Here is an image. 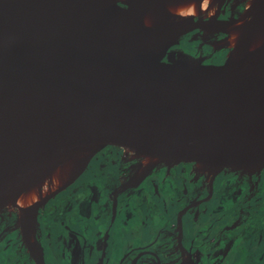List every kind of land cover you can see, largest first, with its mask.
Segmentation results:
<instances>
[{"label":"water","instance_id":"1","mask_svg":"<svg viewBox=\"0 0 264 264\" xmlns=\"http://www.w3.org/2000/svg\"><path fill=\"white\" fill-rule=\"evenodd\" d=\"M154 1L0 0V202L18 203L19 188L49 163L81 159L78 173L23 219L34 220L100 152L194 181L264 180V114L228 105L237 95L257 99L258 85L247 82L264 47L232 65L164 61L172 36L219 25L226 0L204 22L142 26ZM249 59L252 71L235 74Z\"/></svg>","mask_w":264,"mask_h":264},{"label":"flooded vegetation","instance_id":"2","mask_svg":"<svg viewBox=\"0 0 264 264\" xmlns=\"http://www.w3.org/2000/svg\"><path fill=\"white\" fill-rule=\"evenodd\" d=\"M249 1L226 0L217 23L252 16ZM228 36L218 31L214 39ZM178 40L164 61L229 62L227 49L214 48L203 29ZM142 171L126 158L95 154L72 184L38 206L32 236L24 234L19 207L3 208L0 264H264V210L255 225L250 214V205L264 202V180L194 181L178 172ZM214 227L220 229L210 235Z\"/></svg>","mask_w":264,"mask_h":264},{"label":"bare ground","instance_id":"3","mask_svg":"<svg viewBox=\"0 0 264 264\" xmlns=\"http://www.w3.org/2000/svg\"><path fill=\"white\" fill-rule=\"evenodd\" d=\"M123 3H139L143 0H118ZM217 0H155L150 9L145 13L140 23L142 26L156 27L164 25L166 23L184 21L190 17H194L199 22L207 21L211 17H201L202 12L206 9L216 5ZM251 10L254 12L252 16L247 18L233 17L226 23L215 25L214 27L208 28L210 33H222L233 36V44L230 50H228L229 64L239 63V60L244 54L255 52L264 47V0H251ZM259 16L255 22L251 25H239V22L247 21L251 17ZM252 19V18H251ZM124 29L135 30V26L129 20V23L124 25ZM189 32H182L181 35ZM180 35V36H181ZM179 37L172 36V46L179 43ZM215 38V36H214ZM212 45L217 48L224 47L226 44L225 40H212ZM171 46V47H172ZM229 48V47H228ZM169 50V49H168ZM168 52V51H167ZM166 58V56H165ZM164 58V59H165ZM253 60L249 59L245 64L235 70L237 73H247L253 69ZM249 86L258 85L257 88V99L251 98L246 95H237L228 101L229 107L245 111V112H262L264 114V61L257 75L250 81L247 82ZM81 159L76 157H68L49 163L43 170L39 172V177L33 179L28 184L26 183L23 187H20L17 195L15 196L18 203L13 200V196L4 198L0 202V207H8L12 204H21V213L27 212L29 207L37 203L41 198L52 193L58 188L63 187L69 180H71L80 169ZM38 214V213H37ZM25 226V236H32L29 230V224H33L35 221L31 219H23ZM34 225V224H33ZM29 241V240H28ZM34 249V248H33Z\"/></svg>","mask_w":264,"mask_h":264},{"label":"rangeland","instance_id":"4","mask_svg":"<svg viewBox=\"0 0 264 264\" xmlns=\"http://www.w3.org/2000/svg\"><path fill=\"white\" fill-rule=\"evenodd\" d=\"M250 3H251V0L249 1V3H248V7H247V9L251 12V15L254 13L252 10H251V6H250ZM212 8V7H211ZM213 8H217V3H216V5L213 7ZM204 32L207 34V35H209L210 37H212V39L214 40V36H216L217 35V33H210V32H208V30L206 29V30H204ZM231 37H233V36H231V35H229L228 36V38H223V40H225L226 41V44H225V48L227 49L226 51H228L231 47H232V44H233V40L231 39ZM222 40V39H221ZM213 47L214 48H217V47H215L214 45H213ZM229 47V48H228ZM144 167H143V171L142 172H146L147 171V167L148 166H146V163H144V165H143ZM261 194H263V193H261ZM8 207H13L14 208V210H18L17 208L18 207H20L19 205H17V204H12V205H10V206H8ZM148 207H150V204L149 203H147L146 204V208H148ZM7 208V207H6ZM6 208H4V209H6ZM250 210H251V215H253V217L255 218L253 221H254V224L253 225H255V222L256 221H258V220H260L261 218L260 217H258L257 215H255L256 213H258L259 211H262V210H264V202H261L259 205L258 204H252V205H250ZM22 210H20V212H21ZM22 214V213H21ZM250 217V216H249ZM224 218H227V216L226 215H224ZM23 220V219H22ZM23 226H24V220H23ZM97 224V222H94V229L96 230L97 228H96V225ZM247 228V227H246ZM255 227H253L252 226V229L251 230H253ZM220 229V227H214L212 230H211V232L209 231V233H210V235H215L216 234V230H219ZM223 232H225V230H223ZM226 233V232H225ZM24 234H25V231H24ZM227 234H229V233H227ZM210 235H206V237L207 238H210ZM258 236H260V234L258 235ZM146 239H149V236L147 235V234H145L144 235V237L142 238V240H140V242H143V244L144 243H146L144 240H146ZM136 240H137V238H136ZM113 250H110V257H108V259L110 258V259H114V255H113ZM96 257L98 256V254L97 253H93ZM254 255V251H252V256ZM15 259H17V260H21L20 259V257H18L17 255H16V258ZM106 262H107V260H106ZM224 264H230V263H228V261L227 260H225L224 261ZM232 264H239V262L238 261H233L232 262Z\"/></svg>","mask_w":264,"mask_h":264},{"label":"snow or ice","instance_id":"5","mask_svg":"<svg viewBox=\"0 0 264 264\" xmlns=\"http://www.w3.org/2000/svg\"><path fill=\"white\" fill-rule=\"evenodd\" d=\"M205 4H207V0H205Z\"/></svg>","mask_w":264,"mask_h":264}]
</instances>
